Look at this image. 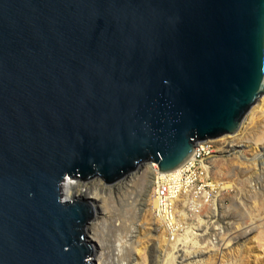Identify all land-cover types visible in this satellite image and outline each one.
Here are the masks:
<instances>
[{"label":"water","instance_id":"1","mask_svg":"<svg viewBox=\"0 0 264 264\" xmlns=\"http://www.w3.org/2000/svg\"><path fill=\"white\" fill-rule=\"evenodd\" d=\"M264 96V0H0V264H99L71 179L123 185Z\"/></svg>","mask_w":264,"mask_h":264},{"label":"rangeland","instance_id":"2","mask_svg":"<svg viewBox=\"0 0 264 264\" xmlns=\"http://www.w3.org/2000/svg\"><path fill=\"white\" fill-rule=\"evenodd\" d=\"M260 102L256 106L259 105ZM255 106V107H256ZM253 107V108H255ZM248 116V115H247ZM247 128V127H246ZM245 131V130H244ZM242 135L244 140H236L235 144H242L241 148H236V155L235 151L230 152V148H225L222 150V145H216V149L218 151V154L213 159L209 160V163L213 161L214 165H217L220 169L223 167V174L217 173L214 175L213 172H211L212 180L211 183L213 184H220L217 185L223 190L221 191L222 196L220 197L221 200H223V203L226 207H234L237 205V208L235 209L237 212L232 210V212L227 210L228 212H231V216H227L228 214L224 213L223 215L227 216V221L224 218L223 220V232L225 230L224 234H221L224 238V236H227L230 238L240 236L241 231H246V228L251 227L253 225L255 228L257 227V224H252V220L250 219L248 213L252 212L253 208H255L256 201L258 202L259 208L254 210V213L256 214H264V144H260V146H256L255 140L258 138L263 139L264 137V116L259 114L258 118H256L255 123L252 124L249 129L244 132ZM225 139H218L215 141H222ZM214 141V140H213ZM244 141V143H242ZM255 144V145H254ZM227 145V144H226ZM231 145L230 147H232ZM238 146V145H237ZM224 147V146H223ZM214 148V150H215ZM226 152H229V154H226ZM238 157V158H235ZM241 157V158H240ZM215 160V161H214ZM224 160V161H222ZM241 164L238 165L236 163ZM233 164V165H232ZM236 167L238 169H235L234 173L229 174L228 172L232 171V168ZM238 165V166H237ZM146 167H143V171L139 174L135 175L132 179H138L139 182L143 186V191L140 192V189L133 185L134 190L132 191L130 188V194L128 198L122 197L119 194L118 191H115L119 187V185H107L105 182L100 183L101 187L104 190V193H100V199L103 200L105 196H109V193L111 192L112 200H110V204H108V207L110 209V216H111V222L110 227L116 226L118 227V224L121 223L120 221H124L125 225H129L128 218H130V221H133L134 224H141V229L139 233V239L142 240V244L144 243V252L147 255L148 264L155 263L156 258L152 256L151 253L153 250V247L158 246L161 244V239H157L158 236H162L161 234H165L163 229L159 226V223H155L153 210L151 207V200L153 198V189L151 186L147 188V183L144 180ZM232 175V178L230 177ZM235 176V177H233ZM78 181V180H75ZM134 181V180H133ZM219 181H221L219 183ZM80 183V181H78ZM130 182V181H128ZM127 182V183H128ZM227 182L233 183V187L226 189L225 186H227ZM127 183L123 184V187H127ZM80 185L87 186L91 188L92 186H97L99 184H92L88 182H81ZM114 186V187H113ZM77 187V184L74 186ZM212 190V189H210ZM256 196V197H255ZM73 196H69V198H72ZM241 198V199H239ZM220 200V201H221ZM243 201L244 204H241ZM136 204V208L134 209V214H130L133 212V206ZM95 205V204H94ZM99 212L101 211L100 205H95ZM209 206V205H208ZM252 208V209H251ZM225 209V208H223ZM225 211V210H224ZM206 212V211H205ZM222 213V209H221ZM136 215V216H135ZM222 215V214H221ZM235 215V216H233ZM238 215V216H237ZM134 216L136 219H134ZM237 216V217H236ZM230 218V219H229ZM229 222H236V224H231ZM132 223V224H133ZM190 223V222H189ZM231 224L232 226L228 228V224ZM258 224L262 225L264 224L263 220H260ZM193 224L190 223L189 226H192ZM200 227H194L191 232V239H190V247L195 252L196 255L198 252H201V250H204L207 255L201 264H264V245H262V242L259 243L257 233H252L251 235L245 237L242 240H234L235 243L232 248H230L227 251H224V247L226 246L222 244L220 247H213L210 245H207L208 237L203 238L204 231H207V227L203 226V224H198ZM218 225V226H216ZM219 227V224L214 223V228ZM156 229V230H155ZM203 229L204 231H201ZM213 230H209V233H213ZM239 230V231H238ZM261 231H264V228ZM233 234V235H232ZM246 234V233H245ZM232 235V236H231ZM166 235H164V238ZM140 240V241H141ZM200 240V243H195V241ZM232 245V244H231ZM263 246V247H262ZM231 247V246H230ZM148 249V250H147ZM209 249H214L209 251ZM233 250V251H232ZM150 251V252H149ZM215 251H224L223 257L218 258L214 255H219V253H214ZM162 254H160V259H164V248L161 249ZM160 252V253H161ZM214 254V255H210ZM224 254L226 256H224ZM154 257V258H152ZM210 257V258H209ZM225 257V258H224ZM154 259V260H153ZM227 260L229 262H227ZM152 261V262H151ZM197 261L194 263L196 264ZM187 264V263H186Z\"/></svg>","mask_w":264,"mask_h":264},{"label":"bare ground","instance_id":"3","mask_svg":"<svg viewBox=\"0 0 264 264\" xmlns=\"http://www.w3.org/2000/svg\"><path fill=\"white\" fill-rule=\"evenodd\" d=\"M258 102H260V103L258 106H256L258 104ZM257 104L255 105L256 107L254 106L255 108H252L247 113L248 116L246 115L243 118L241 125H240V129L235 134L223 136L222 139H225V140H222V141H215V140L212 141L211 140L209 142L200 143L199 147H198L199 148L198 154L195 153L194 156L189 160V163H193L192 166L195 165L196 162L202 163L201 161L204 159L205 153L207 155L209 154L210 148L208 146L211 144H215V145H222L223 144L224 147L222 146V150L225 148H230L231 149L230 152L235 151V154H233V155H236V153H238V152H236V148L244 147V146H242L241 143L237 144L238 145L237 146L235 144L236 140H242V139L244 140L245 137H243L244 135H242V134L244 132H246L252 124L255 123V120H256V118H258L259 114L264 116V96H262L261 98L258 99ZM254 142H255L256 146H260V144H264V137H263V139L258 138ZM242 143H244V141H242ZM231 145H233V146L230 147ZM213 154H214L213 157H215L218 154L217 149L215 150V153H213ZM226 154H229V152H226ZM211 155H212V153H211ZM235 158H238V157H235ZM199 160H201V161H199ZM222 161H224V160H222ZM236 164L241 166L240 162L239 163L237 162ZM236 164H235V167L232 168V171L228 172L229 174L234 173L235 169H238L236 167ZM185 166L186 165L181 166V167H179L173 171H168L165 173L180 175L182 173V169ZM192 166H190L187 170H190L192 168ZM209 166H211V171L214 173V175L217 173V170H218V173H220V174H223L224 172H226V171L223 172L224 167L222 169H220L219 167H217V165L213 164V161L211 163H209ZM144 167H146V169H145V172L143 175H145L144 180L147 183V188L149 186H151L153 189V185H154L155 181H157V178L162 176L159 172V167L157 164H147ZM230 177L232 178V175ZM233 177H235V176H233ZM139 181L140 180H138V179H131L130 182H128L126 184L127 187H123V185H119V187L117 189H115V191L119 192V194L121 195V198L123 196L128 198L129 197L128 194H130V191L128 188H130L133 191L134 190L133 185L136 186L137 188H139L140 192L143 191V186ZM220 182L221 181H219V183ZM80 183L78 181H75V179H71L68 181L67 196L68 197L70 195L73 196L72 198H69L70 200L75 199V198H87L92 202V204L100 205V203H102V206L100 208L101 209V211H100L101 217H100L99 221L95 224L94 229H93V239H94L95 244L97 245V247L100 250L99 264H148V260H149L148 258L149 257L147 258V255L144 252V243L142 244V240L139 239L140 238L139 233H140V229L142 227L141 226L142 223L141 224L139 223L138 225L134 224L133 221H130V218H128V222L130 223L129 225H125L124 221L123 222L120 221L121 223L118 224L117 228H116V226L110 227L111 216H110V209L108 207V204H110L109 199L112 200V197L110 196L112 191L109 193V196H105L102 200V199H100V197H101L100 193H104V190L101 187V184H99L97 186H92L91 188H89L85 185L84 186L80 185ZM88 183H90V182H88ZM76 184H77L78 188L74 187ZM220 184L217 183V185H220ZM112 185H115V184H111V186ZM183 185L184 184L180 183L177 186L179 188V191ZM211 187L216 188V185L211 184ZM232 187H233V183L227 182V186H225V188L229 189ZM217 188H219V187L217 186ZM220 189H221V191L223 190L222 188H220ZM153 191H154V189H153ZM210 192L211 193H209V192H207V193L211 194V196H213V199H214L215 193L214 194L212 193L214 191H210ZM175 196L176 195H173V197H175ZM220 196H222V194L219 191L218 197L221 200ZM239 199H241V198H239ZM169 201L171 204L170 207H172L173 205H175L176 203L181 201V199L169 200ZM173 201H175V202H173ZM241 202H242L241 204L245 205V203H243V201H241ZM157 203L159 204V202L156 200L154 193H153V198L151 200V207H152L153 215H154V219H155L154 222L159 223V226L163 229V231L165 233V234L162 233L161 237L157 235V237H158L157 239H161V244L153 247V250L151 253L153 254L152 256H154L156 258L155 263H153V264H186V263L187 264H194L196 261H197L196 264H201L202 262H204V260H202V259L207 258L206 256L207 255L209 256V254H206V252L204 250H201V252H198V254H200V255H196L195 252L192 250V248L189 246L192 228H194V226L200 227V225H198V224L194 225L193 224L192 226H189L190 223H188L186 225L187 227L183 226V230H184L183 232L184 233H181V234L174 233V231H172L173 229L170 227L169 230L171 231V233H169L168 232L169 230H167V228L165 226L164 220L169 221L168 216L173 215V213L172 214L166 213L164 215V217L162 218L161 211H160L159 215L161 217H158L156 215V211H155V209L157 207ZM255 206L256 207L253 208V210H251L252 212L248 213V215H249L250 219L252 220V224H254V223L257 224V227L255 228L253 225H251V227L246 228L245 232L242 230L241 231L242 234H240L239 237L238 236L233 237V238H230V236L229 237L224 236V238L221 237V242L224 243L226 246V248L224 247V249H225L224 251H227L234 246V244H235L233 242L234 240H237V242H238L239 240L244 239L245 237L251 235L252 233H257L259 243L262 242V245H264V231H261V228H262V230L264 228V224H263V227H262V225L258 224V222H260V220L264 221V214L263 213L262 214H257V213L255 214L254 210L255 209L257 210L259 208L257 201L255 203ZM218 207H219V209H222V213L220 210H218L219 216H222V218H225V219L227 218V216H231L229 214H231L232 210L237 212L235 209H232V208H237V205L235 207H234V205L232 207H226L223 203V200L218 201ZM131 208H133V212L130 214H134V209L136 208V204L131 206ZM223 208H225V209H223ZM227 210L228 211L230 210L231 212H228ZM220 213L222 215H220ZM224 213H226V214L229 213V214L227 216H225V215H223ZM232 214H233V212H232ZM135 216H134V219H136ZM204 216H206V217L205 218L202 217L199 220V222L201 221L203 226H206V224L208 223V219H206V218H208L209 216L212 217V215L210 214V212H208V214L204 215ZM233 216H235V215H233ZM213 217L216 218V213H214ZM219 218H221V217H219ZM226 221H227V219H226ZM217 222H218V220H217ZM229 223H231L232 225L236 224V222H229ZM229 223H227L228 228L232 226ZM162 224L165 226L166 231L162 227ZM173 224H174V220H173ZM208 224H210V222ZM222 224H219L218 228H221L223 230ZM216 226H218V225H216ZM201 231H204V230L201 229ZM178 232H181V231H178ZM224 233H225V230H224ZM164 235H166L165 238H164ZM196 242L200 243V240L195 241V243ZM163 248H164V252H163L164 253L163 254L164 259H160V254H162L161 249H163ZM210 250L211 249H209V251ZM212 250H214V249H212ZM212 250H211V252H212ZM224 251H221V252L215 251L214 253H219V255H214V254H210V255H214L215 257H218L220 259L223 257ZM224 256H226V255L224 254ZM154 257H152V258H154ZM227 262H229V261L227 260ZM230 264H232V263H230Z\"/></svg>","mask_w":264,"mask_h":264},{"label":"built area","instance_id":"4","mask_svg":"<svg viewBox=\"0 0 264 264\" xmlns=\"http://www.w3.org/2000/svg\"><path fill=\"white\" fill-rule=\"evenodd\" d=\"M198 147L196 149L197 154L199 149ZM208 147L210 148L209 154L207 155L205 153L204 159L202 161L199 160L202 163L196 162L195 165L193 166H192L193 163H189V162L185 163L184 165L186 166L182 169V173L180 175L169 174L159 171L162 176L157 178V181H155L153 185V189H154L153 193L156 200L159 202V204L157 203V207L155 209L156 215L158 217L162 216L163 218L166 213L168 214L173 213V215L168 216L169 221H165L164 219L163 220L165 222V226L167 230H169V228L171 227L174 233H178V234L184 233L183 226L187 227L186 225L189 222L194 225L199 224L200 223L199 220L202 217L205 218L206 216L204 215H207L208 212H210L212 217L214 213H216V218L214 217L212 218L211 216L206 218L208 219V223L210 222V224L208 223L206 224L207 231L203 232L204 233L203 238L205 237L209 238L207 240L208 241L207 245H210L213 248V247H220L222 244H224L221 242V237L223 235L220 236L221 234H224L223 230L218 227L214 228L213 230L214 223L216 224L224 223L223 222L224 218H222V216H219L218 213V210L221 211V209H219L218 207V201H220L218 197L220 189L217 188V184L211 183L212 171H211V166H209V160L214 158L213 153H215L216 145L211 144ZM190 166H192V168L190 170H187ZM180 183L184 185L179 191V188L177 186ZM211 184L216 185V188L211 187ZM210 191H214L212 192L213 194L215 193L214 199L213 196H211V194L207 193V192L211 193ZM173 195L176 196L173 197ZM177 199H181V201L170 207L171 204L169 200H177ZM160 211H161V216L159 215ZM219 217H221L222 219ZM173 220H174V224H173ZM165 226L162 224V227L164 229ZM211 229L213 230V233H209V230ZM168 232L171 233L170 230Z\"/></svg>","mask_w":264,"mask_h":264}]
</instances>
